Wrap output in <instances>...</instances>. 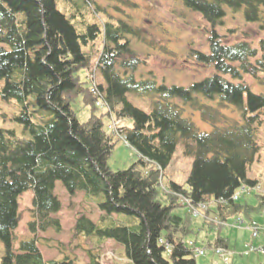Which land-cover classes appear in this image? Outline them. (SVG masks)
<instances>
[{
  "label": "trees",
  "instance_id": "obj_1",
  "mask_svg": "<svg viewBox=\"0 0 264 264\" xmlns=\"http://www.w3.org/2000/svg\"><path fill=\"white\" fill-rule=\"evenodd\" d=\"M182 1L210 25L209 52L193 49L190 55L214 72L189 86L168 85L154 76L138 80L134 72L146 60L135 52L131 38L141 37L143 30L122 19L106 23L97 68L105 81L98 87L110 109L102 111L96 106L98 95L78 75L91 65L80 39L86 43L87 35L95 37L101 29L90 25L87 33H80L56 0H0V70L7 71L0 76L5 80L1 96L18 102L21 109L14 120L29 134L27 139L15 129L0 127V239L5 245L0 264H64L45 259L40 240L48 239L38 235L63 231L57 181L70 196L84 193L101 211L95 219L94 210L76 213L72 228L77 240L85 236L94 243L87 249L77 244L86 251L88 264H102L108 240L125 248L126 255L115 264H198L186 242L193 231V214L189 208L185 216L174 213L187 205L186 200L197 208L206 205L205 215L215 213L204 222L217 231L230 218L242 215L252 221L254 213L264 210L262 193L256 205L233 199L243 186L258 184L248 169L261 149L264 93L254 92L245 76L264 86V36L257 44L247 37L228 42L227 34L218 29L231 10L242 12L247 22L264 31V0ZM20 52L24 57L18 56ZM129 94L148 99L151 109L138 107ZM79 96L91 112L84 122L72 108ZM229 104L241 110L240 119L220 110ZM187 110L200 111L212 130L201 131L185 115ZM113 115L132 121L131 127L123 124L121 129L137 153L128 168L117 170L108 163L117 136L105 123ZM180 142L184 153L194 157L190 175L186 184L175 180L165 184L164 170ZM29 189L34 192L29 222L34 236L16 244L19 197ZM115 213L139 222L114 220ZM226 242L218 233L208 247L227 246Z\"/></svg>",
  "mask_w": 264,
  "mask_h": 264
},
{
  "label": "rangeland",
  "instance_id": "obj_2",
  "mask_svg": "<svg viewBox=\"0 0 264 264\" xmlns=\"http://www.w3.org/2000/svg\"><path fill=\"white\" fill-rule=\"evenodd\" d=\"M56 4L58 9L68 17L80 33H87L90 25H96L101 29L96 32L95 37L87 35L86 38L88 41L86 43L80 39L83 51L91 55L90 68H81L78 72L80 79L86 81V86L93 85L90 70L95 66L100 50L103 47L104 24L118 23L119 19L126 20L143 30L141 37L131 38V45L135 52L146 60L134 72L136 79L140 80L154 76L158 82H165L168 85L189 86L193 82L201 80L214 72L212 67L198 63L190 55L193 49L209 52L208 32L210 25L202 17L200 12L191 10L182 0H56ZM218 29L221 33L227 34L225 40L228 42H234L247 37L254 44H257L259 39L264 36V31L260 29L257 23L247 22L242 12H233L231 10H227L224 23L219 25ZM231 30H234V32ZM24 55L25 52L18 53L19 57H24ZM5 71L0 70V76H3L7 72ZM151 71L153 73L152 75ZM245 80L251 85L254 92L264 93V86L257 80L248 75L245 76ZM4 81L3 78H0V127L15 129L20 137L28 139L29 134L24 131L20 123L14 120V117L20 113L21 109L18 102L16 100L7 101L1 96ZM96 81L99 85L105 84L100 69L96 71ZM129 97L138 107L147 111L151 109V102L148 99L137 98L135 94H129ZM204 101L207 102L206 99ZM212 105L217 106L215 102H212ZM72 108L81 122L89 118L91 113L90 107L85 105L81 96L73 101ZM219 108L225 115L231 118H241V110L235 105L229 104ZM185 115L190 117L201 131L212 130V125L202 119L200 111L187 110ZM108 122H110V118L106 117L105 123L107 124ZM123 124L131 127L132 121L126 119ZM258 140L261 149L257 159L248 169V176L264 184V126L259 130ZM136 160V151L128 146L125 141L115 137L113 150L108 159L110 168L112 170L128 168ZM193 160V156L184 153L183 143L180 142L171 163L164 170L165 184L169 180L186 184L191 172ZM56 192L64 204L60 217L63 221L62 226L65 232L59 238L61 240H58L57 243H54L55 233L53 230L46 233V238L48 239L46 242L49 245L41 239L40 246L47 258L55 257L56 260L64 262V264H68L70 260L74 264H85L86 251L79 247V245L75 249L74 244L70 245L69 243L71 240L70 232L75 223L76 213L87 211L82 206V203H86L83 201L84 195L80 193L74 198H71L61 181H57ZM239 193L240 202H257L256 194L259 191L256 188L251 190V194L249 195L247 191L240 189ZM33 202L34 192L32 189L25 191L19 197L21 218L18 227L15 229V233L16 236L20 237V240L30 239L34 236L28 230L29 222L32 219ZM203 209H198L197 214L193 215V231L188 235L187 239L188 241H196L200 246H208L209 241L214 242L216 240L218 232L216 227L205 224L204 222L205 219L208 221L213 219L215 213L211 212L210 215H205ZM93 210H95V206L92 212ZM187 212L188 206L177 207L174 210V213L182 216H185ZM92 216L97 218L96 213H93ZM113 219L127 224L139 222L138 218L121 213H115ZM234 221L235 219L233 218L229 219L222 226L223 229L221 230V235L229 237L232 245L235 242V238H238L237 248L233 250L235 260L232 258L231 264H247L248 262L249 264H264V252L259 253L255 250L251 255L245 254L251 248L252 240L254 241L253 246L257 247L255 244L261 241L263 231H260L258 236L253 237L249 220H245L241 227L234 225ZM84 237H77L78 240L76 239L75 242L77 244L83 243L81 246L84 248L87 245L94 246L90 238L84 239ZM105 246L113 249L119 256L126 255L123 245H119L121 246L119 250L114 245ZM74 249L77 254L74 253ZM4 254L5 245L3 240L0 239V262ZM213 256L214 252L209 251L205 255L196 257V260L198 264H207L212 261ZM213 264L223 263L221 259L215 257Z\"/></svg>",
  "mask_w": 264,
  "mask_h": 264
},
{
  "label": "crops",
  "instance_id": "obj_3",
  "mask_svg": "<svg viewBox=\"0 0 264 264\" xmlns=\"http://www.w3.org/2000/svg\"><path fill=\"white\" fill-rule=\"evenodd\" d=\"M250 178H252V179H255V178H253V177H250ZM255 180H257V179H255ZM258 181V180H257ZM258 184H260L261 186H262V189L264 190V184L263 183H260V181H258ZM251 190H254L253 188L251 189ZM251 190L250 191H248V195L249 194H251ZM259 191V190H258ZM261 192L262 191H259V193L258 194H256L257 196H256V198H258V195L259 194H261ZM57 193V192H56ZM263 193V192H262ZM58 194V193H57ZM78 194H80V193H77L76 195H78ZM83 195H84V199H83V201L84 202H86V203H82V206L85 208V209H90V210H92L93 208H94V206H95V210H94V214L96 213L97 214V217L101 214V211L98 209V207H97V205L93 202V200H87L86 199V195L84 194V193H82ZM75 195V196H76ZM70 196V195H69ZM75 196H70L71 198H74ZM246 200H247V198H246ZM244 202H247V203H249L248 201H244ZM257 202H258V200H257ZM257 202L256 203H249V204H251V205H256L257 204ZM63 206H64V204H63ZM58 216L60 217L61 216V211L58 213ZM238 216H242V215H238ZM238 216H235V217H233V219L234 218H237ZM243 217V216H242ZM94 218V217H93ZM244 218V217H243ZM60 219H61V217H60ZM95 219V218H94ZM230 219H232V218H230ZM32 220V219H31ZM30 220V221H31ZM247 220V219H246ZM61 222H62V224H63V221L61 220ZM250 222V224L251 225H253V224H255V225H257V226H259V227H261V228H264V214H263V212H262V210L261 211H259V212H257V213H254L253 215H252V221H249ZM28 229V228H27ZM223 228L221 227V229L219 230V231H217L218 233H219V235L221 236V237H223V238H225L226 239V243H227V246L232 250V252H233V250H236V248H237V244H238V238L236 237L235 238V242H234V244L232 245V243H231V241H230V238L229 237H226V236H223V235H221V230H222ZM26 230V229H25ZM29 230V229H28ZM52 230H49V231H47V232H45V233H43V232H40L38 235L40 236V237H47L46 236V233H49V232H51ZM29 232V231H28ZM65 232V230H64V227H63V231L61 232V233H59V234H57L56 232H54L55 233V237H54V239H55V241H58V240H61V239H59L60 237H61V235L63 234ZM71 234H70V241H69V243H70V245H73L74 244V246H76L77 245V243L75 242V240H76V237H74L73 236V231H72V229H71V232H70ZM15 235H16V233H15ZM252 235H253V233H252ZM262 235V238H261V241L260 242H258L257 244H255V245H257V248H260V247H262L263 245H264V231H263V234H261ZM17 237V242H16V244L18 243V241L20 240V237L19 236H16ZM80 237H82V236H80ZM254 237V236H253ZM53 238H52V241L54 240ZM85 239V238H84ZM83 239V240H84ZM54 242V241H53ZM82 245H83V243H82ZM104 245H114L115 247H116V249H121V246H119V244L118 243H116L115 241H113V240H108V241H106L105 242V244ZM252 245H254V241L252 240ZM84 246H86L85 244H84ZM90 246H86L85 248L87 249V248H89ZM82 248V247H81ZM84 248V247H83ZM41 250H42V252H43V255H44V257H45V259L46 260H50V259H53V258H55V257H51V258H47L46 256H45V253H44V251H43V249L41 248ZM259 253L261 252V251H258ZM74 253L75 254H77L76 253V250L74 249ZM234 253V252H233ZM252 253H254L253 251H246L245 252V254H247V255H251ZM119 255V254H118ZM234 254H232L231 255V257H230V260L232 259V258H234ZM119 257H122V256H119ZM215 257H217L218 259H220V257L218 256V255H216V254H214V256H213V258H212V261L210 262V263H212L213 264V262H214V258ZM123 258V257H122ZM234 260H235V258H234ZM88 261H89V259H88V257L86 256V261H85V264H88ZM222 261V260H221ZM223 263V262H222ZM247 264H249V262L247 263ZM252 264V263H251Z\"/></svg>",
  "mask_w": 264,
  "mask_h": 264
},
{
  "label": "built area",
  "instance_id": "obj_4",
  "mask_svg": "<svg viewBox=\"0 0 264 264\" xmlns=\"http://www.w3.org/2000/svg\"><path fill=\"white\" fill-rule=\"evenodd\" d=\"M94 77V75H93ZM91 90L96 94L98 95V98L96 100V105L101 108V109H108L109 108V105L106 101V99L103 97L100 89L98 88V86L96 85V83L93 84ZM118 127H119V121H116V120H113L109 126H108V129L115 132V133H119V130H118ZM125 138V136H124ZM238 198V194L236 193L234 196H233V199L234 200H237ZM224 200L221 198L220 199V202H223ZM185 203L189 206V209L191 210L192 214L195 215L197 214V210L200 208H205L206 205H200L198 208L193 206L189 200H186ZM241 220L238 219V223H240ZM254 235H257L258 234V230L257 228H254ZM190 246H192L194 248V252L196 255H202L204 254L207 250L205 248H201V247H197V246H194V243L193 242H189L188 243ZM216 253L219 254L223 259L224 261L227 263L228 262V255L230 254V251L225 248V247H217L216 248ZM113 255L112 252L108 251L106 252V256L108 257H111Z\"/></svg>",
  "mask_w": 264,
  "mask_h": 264
}]
</instances>
